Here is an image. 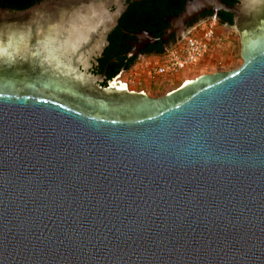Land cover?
<instances>
[{
    "label": "water",
    "instance_id": "water-1",
    "mask_svg": "<svg viewBox=\"0 0 264 264\" xmlns=\"http://www.w3.org/2000/svg\"><path fill=\"white\" fill-rule=\"evenodd\" d=\"M208 17L237 67L118 79ZM0 264H264V0H0Z\"/></svg>",
    "mask_w": 264,
    "mask_h": 264
},
{
    "label": "built area",
    "instance_id": "built-area-1",
    "mask_svg": "<svg viewBox=\"0 0 264 264\" xmlns=\"http://www.w3.org/2000/svg\"><path fill=\"white\" fill-rule=\"evenodd\" d=\"M219 25L217 20L208 17L190 27L180 41L163 53L141 56L124 71L127 72L126 85L142 84L137 79L140 75L145 79L154 76L173 78L179 72L190 70L215 46ZM122 73L118 74V79Z\"/></svg>",
    "mask_w": 264,
    "mask_h": 264
},
{
    "label": "rangeland",
    "instance_id": "rangeland-1",
    "mask_svg": "<svg viewBox=\"0 0 264 264\" xmlns=\"http://www.w3.org/2000/svg\"><path fill=\"white\" fill-rule=\"evenodd\" d=\"M218 29H219V26L216 27V33H217L216 41L217 42L210 51L212 53L214 52L216 48H221L223 46L221 45V42H222L221 36L218 35L219 33ZM225 30H226V33H228L227 35H229L230 37L229 38L230 42H229V47H228L229 49L228 51L224 52L218 57L216 56L218 59L215 57L213 53L212 55L208 57L209 59H207L206 62L205 61L201 63L199 62L197 65H195L190 70L179 72L178 75L173 78H168L165 76H154L151 78L146 77L145 79L143 76L140 75V76H137V79H140L142 84L138 86L127 84V87L132 90H143L149 96L157 97V96L162 95L164 92L176 87L184 79L192 78L201 73L226 71V70H230V69L237 67L240 63V58L238 54V48H239L238 38H237L236 33L232 31L231 29H229L228 27L225 26ZM219 40L221 41L219 42ZM178 41H176L175 43H177ZM126 76H127V72H123L119 76V80H121L122 82H125Z\"/></svg>",
    "mask_w": 264,
    "mask_h": 264
},
{
    "label": "crops",
    "instance_id": "crops-1",
    "mask_svg": "<svg viewBox=\"0 0 264 264\" xmlns=\"http://www.w3.org/2000/svg\"><path fill=\"white\" fill-rule=\"evenodd\" d=\"M218 35H220L221 36V39H222V42H221V45H223L221 48H216L215 50H214V55H215V57L217 56H219V55H221V54H223L224 52H226V51H228V47H229V42H230V37H229V35H227L228 33H226V30H225V26L224 25H219V29H218ZM217 34V33H216ZM228 38V39H227ZM227 39V40H226ZM221 40H219V42H220ZM211 51V50H210ZM208 52L202 59H201V61H200V63L201 62H203V61H207V59H209L208 57L210 56V55H212L213 53L212 52ZM211 53V54H210ZM216 57V58H217ZM218 59V58H217Z\"/></svg>",
    "mask_w": 264,
    "mask_h": 264
},
{
    "label": "flooded vegetation",
    "instance_id": "flooded-vegetation-1",
    "mask_svg": "<svg viewBox=\"0 0 264 264\" xmlns=\"http://www.w3.org/2000/svg\"><path fill=\"white\" fill-rule=\"evenodd\" d=\"M185 34V33H184ZM184 34L178 39L179 41L181 40V38L184 36ZM177 40V41H178ZM161 53H163V52H161ZM161 53H155V54H140L137 58L139 59L141 56H143V55H159V54H161ZM137 58L132 62V64L137 60ZM131 64V65H132ZM127 70V69H126ZM125 71V70H124ZM124 71H120L119 73H122V72H124Z\"/></svg>",
    "mask_w": 264,
    "mask_h": 264
},
{
    "label": "trees",
    "instance_id": "trees-1",
    "mask_svg": "<svg viewBox=\"0 0 264 264\" xmlns=\"http://www.w3.org/2000/svg\"><path fill=\"white\" fill-rule=\"evenodd\" d=\"M219 24L222 25L221 23H219ZM131 64H132V63H131ZM131 64H130V65H131ZM130 65H129V67H130Z\"/></svg>",
    "mask_w": 264,
    "mask_h": 264
}]
</instances>
